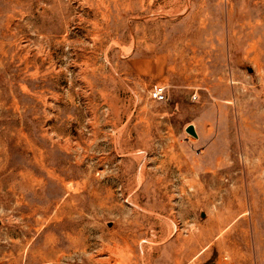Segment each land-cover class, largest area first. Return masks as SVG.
I'll use <instances>...</instances> for the list:
<instances>
[{"label": "rangeland", "instance_id": "1", "mask_svg": "<svg viewBox=\"0 0 264 264\" xmlns=\"http://www.w3.org/2000/svg\"><path fill=\"white\" fill-rule=\"evenodd\" d=\"M0 264H264V0H0Z\"/></svg>", "mask_w": 264, "mask_h": 264}, {"label": "built area", "instance_id": "2", "mask_svg": "<svg viewBox=\"0 0 264 264\" xmlns=\"http://www.w3.org/2000/svg\"><path fill=\"white\" fill-rule=\"evenodd\" d=\"M149 97L156 101H165L167 99L166 86L160 83H154L149 90Z\"/></svg>", "mask_w": 264, "mask_h": 264}, {"label": "water", "instance_id": "3", "mask_svg": "<svg viewBox=\"0 0 264 264\" xmlns=\"http://www.w3.org/2000/svg\"><path fill=\"white\" fill-rule=\"evenodd\" d=\"M187 132L191 133L194 136H197V131H196L195 126L193 124H191L187 127Z\"/></svg>", "mask_w": 264, "mask_h": 264}, {"label": "crops", "instance_id": "4", "mask_svg": "<svg viewBox=\"0 0 264 264\" xmlns=\"http://www.w3.org/2000/svg\"><path fill=\"white\" fill-rule=\"evenodd\" d=\"M153 66H146V68L145 69H140V67H138L139 68V70L141 71V72H144V73H146V74H150V73H152L153 72V68H152Z\"/></svg>", "mask_w": 264, "mask_h": 264}]
</instances>
